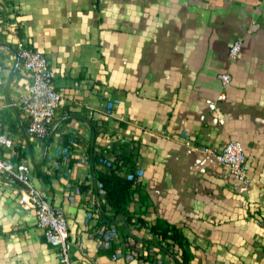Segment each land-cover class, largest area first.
Masks as SVG:
<instances>
[{
	"label": "crops",
	"instance_id": "crops-1",
	"mask_svg": "<svg viewBox=\"0 0 264 264\" xmlns=\"http://www.w3.org/2000/svg\"><path fill=\"white\" fill-rule=\"evenodd\" d=\"M19 42L42 53L59 94L43 138L26 133L17 104L29 83ZM0 70V131L14 140L1 155L27 157L32 185L64 211L69 264H177L146 228L121 214L101 220L111 212L95 172L108 167L91 153L112 159L107 148L122 138L135 146L147 201L130 203L133 219L179 227L187 264H264V0H0ZM221 72L230 80L217 99ZM229 139L244 147L246 183L201 148ZM101 224L116 229L107 244L94 236ZM0 264H62L24 187L2 173Z\"/></svg>",
	"mask_w": 264,
	"mask_h": 264
},
{
	"label": "built area",
	"instance_id": "built-area-1",
	"mask_svg": "<svg viewBox=\"0 0 264 264\" xmlns=\"http://www.w3.org/2000/svg\"><path fill=\"white\" fill-rule=\"evenodd\" d=\"M240 49V40L232 39L227 45V56L233 59ZM16 57L20 60L21 66L28 73L29 83L26 91L18 98L17 104L19 109L27 118L25 127L26 133L37 138H43L47 133V128L53 121L55 109L59 102V94L52 83V71L45 57L37 49L18 43L15 50ZM1 71V70H0ZM222 90L217 94V99H223L225 96L224 88L229 84V74L221 72L218 74ZM1 72H0V82ZM112 109V102L106 101L102 109V113L109 115ZM90 113V112H89ZM222 122V119H218ZM74 143L73 138H68L66 145L61 147L63 157H67L70 153V146ZM14 145L13 138L4 131H0V173L9 177L25 189L26 201L33 207L36 224L44 233L46 241L57 250V256L62 264H69V248L72 244L68 237V229L64 211L48 202L45 194L34 187L29 179L31 168L30 161L27 157H21L17 160L5 158L1 155V149L10 148ZM203 151L211 153L218 163L222 166L225 176H228L241 183L248 180V168L245 162V151L242 143L235 139L225 141L220 147L204 146ZM111 159L100 157L98 161L109 166ZM135 180L141 178L142 170L136 167L133 171ZM127 178L132 173H124ZM98 191L102 194L101 183L96 182ZM91 211H87L86 217L91 216ZM116 234L114 226L98 225L94 230V236L97 240L108 243ZM157 237V236H156ZM158 238V237H157ZM169 252L175 253V247H168ZM117 253H113L114 256ZM136 252L131 250L126 253V257L130 258ZM146 264H160L158 260L149 259Z\"/></svg>",
	"mask_w": 264,
	"mask_h": 264
},
{
	"label": "trees",
	"instance_id": "trees-1",
	"mask_svg": "<svg viewBox=\"0 0 264 264\" xmlns=\"http://www.w3.org/2000/svg\"><path fill=\"white\" fill-rule=\"evenodd\" d=\"M134 147L133 141L128 138L115 141L107 148L110 153L114 154L107 171L95 172V178L101 183L103 191L104 201L101 204V210L107 209L111 212L109 216L101 213V220L110 222L116 215L121 214L125 224L135 223V228H146L151 234L157 236L154 243L158 247L165 251L169 246L175 247L177 264H187L188 242L179 227L168 223L162 217H156L153 222H148L139 213L134 219L132 218L133 214L128 207L131 202H136L139 206H147L146 196L141 191L139 180L136 181L133 174L137 167V152ZM100 157L104 156L95 152L91 153V162L93 163ZM124 173H132V176L127 178ZM125 235L129 234L125 233ZM140 242L145 241L140 240Z\"/></svg>",
	"mask_w": 264,
	"mask_h": 264
}]
</instances>
